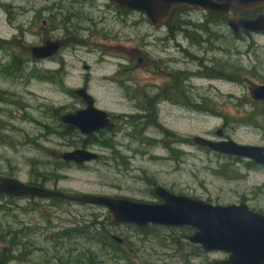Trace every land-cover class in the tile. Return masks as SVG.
Here are the masks:
<instances>
[{
	"label": "rangeland",
	"instance_id": "obj_1",
	"mask_svg": "<svg viewBox=\"0 0 264 264\" xmlns=\"http://www.w3.org/2000/svg\"><path fill=\"white\" fill-rule=\"evenodd\" d=\"M175 15L174 22L191 23L188 28L195 39L212 37L208 43L201 42L204 48H192L207 58L206 70L198 62L175 65L176 70L189 67L192 74L172 94L176 106L169 100L168 108L160 113L161 128L131 134L129 125L120 124L117 135L104 134V139L114 140L115 152L96 142L88 148L99 153V159L61 167L55 164L59 154L80 147L87 135L75 137L71 141L74 145L61 137L57 114L85 107L76 94L83 86H88L97 107L116 115L135 111L121 97V85L110 76L117 73L119 64L130 66L123 58V47L146 44L144 52L154 57L162 47L155 40L170 29L154 26L143 13L124 10L110 0H0V176L70 194H104L145 202L160 201L153 191L159 184L212 203L245 201L264 213V165L253 166L246 158L218 154L193 141L196 135L217 139V130L223 128L224 136L237 142L264 145V105L252 94L257 85L264 84V34L237 37L221 18L215 20L217 24L208 23L207 30H196L199 24H206L199 9ZM208 28L214 35L206 33ZM176 39L186 43L181 34ZM46 40L62 41L57 54L47 59H25L22 74H14L12 69L8 74L13 55L26 58L31 46L43 45ZM175 55L179 57L181 52ZM33 69H61L59 79L62 77L64 84L33 78ZM218 69L219 79L214 77ZM149 71L140 66L131 75L143 83L152 79L161 85L171 80L160 73L151 78ZM190 100L206 109H186ZM7 203L17 209L0 214V229L6 231L0 230V236L5 235L0 237V244L10 246L11 264H75V256L86 249L98 250L100 264H125L122 257L102 251L95 241L79 237L56 244L46 238L49 230L42 231L51 224L54 229L73 228L93 222L95 217L98 223L107 224L111 233L133 242L134 248L141 246L143 238H153L156 253L145 255L150 264H213L226 257L223 252H206L186 241L185 227L150 225L140 231L134 224L107 220L110 213L102 206L0 198V204ZM11 228L13 232L7 233ZM22 230L18 244L13 246L12 238ZM133 260L137 263L134 256ZM82 263L77 259L76 264Z\"/></svg>",
	"mask_w": 264,
	"mask_h": 264
},
{
	"label": "water",
	"instance_id": "obj_2",
	"mask_svg": "<svg viewBox=\"0 0 264 264\" xmlns=\"http://www.w3.org/2000/svg\"><path fill=\"white\" fill-rule=\"evenodd\" d=\"M121 8L138 11L158 26L170 18L173 10L200 8L207 12L227 16L228 25L235 34L244 32L264 33L259 29L258 18L251 19L239 14L245 9L264 5V0H110ZM261 18V17H259ZM62 46L59 40H46L43 45L30 47L35 59H47L57 54ZM88 68V66H86ZM76 93L86 101V106L74 112L64 113L61 120L76 127L82 134L91 135L100 130L113 129L115 123L107 110L97 107L95 97L86 86ZM256 100L264 101V84L252 90ZM223 129H219V136ZM197 145L207 146L220 153L253 159L264 165V145L240 143L233 139L213 140L196 135ZM66 162L78 164L95 161L100 154L88 148L77 147L59 154ZM155 194L162 200L152 203L104 194H68L60 189L30 184L12 176H0V196L38 198L44 200L64 199L73 203L97 205L106 208L114 223L134 224L146 227L150 224L169 227H192L195 231L188 241L202 246L204 251H220L225 258L213 264H264V213L252 209L247 202L220 204L185 194L175 193L162 185L155 186ZM122 242L120 236L113 235ZM0 264H3L0 262Z\"/></svg>",
	"mask_w": 264,
	"mask_h": 264
},
{
	"label": "flooded vegetation",
	"instance_id": "obj_3",
	"mask_svg": "<svg viewBox=\"0 0 264 264\" xmlns=\"http://www.w3.org/2000/svg\"><path fill=\"white\" fill-rule=\"evenodd\" d=\"M117 7H119V6H117ZM119 8H121V7H119ZM195 9L196 10H198V9L202 10L200 8H192V7H188L187 9L175 8L173 10L170 18L160 24L161 26H164V25L168 26L170 30H165L166 31L165 35L159 36L155 40L156 42H160L162 44V47H159V49H158V51L154 57L151 56L149 54V52H144L145 51L144 47L146 46V44L141 43V45H140L138 43L139 46H136L135 45L136 43H132V45L130 47H125V48L123 47L122 50L123 51L125 50V53H126V55H123V58L125 59L126 63H128L130 66H127L124 63L119 64L117 73L115 75L110 76V79H112L114 82H117V83H119V85H121V87H122L121 97L127 99L129 101V105H131L135 111L124 112L123 114H120V115H116V114H114V112L108 111L111 120L115 123V127L113 129H104V130H107L112 135H117L116 131H117L118 126L120 124L124 125L125 127H126V125H129L130 129H132L131 134H133V132L135 134H141V133L144 134L147 131H149L150 129L161 128L163 126V124L160 122V118H159L160 113L165 112V110L168 108V106H166V104L169 103L168 102L169 100L176 106L177 102L173 99L172 94L177 93L176 89L182 87L181 82L183 81L185 83L186 80L189 81L190 74H192V70H190L189 67L186 70H176L175 65L177 63H179V64L183 63V65L187 63V65H190V64H188V62H198L199 65L201 67H203L204 70H206L207 66L204 63H205V61H207V58L202 57L197 52H194L192 50V48L193 47H196L199 49L204 48L202 46L203 43H201V42L205 41L208 43V41H210V39L212 37L205 36L206 38L207 37L208 38L204 39L200 36L199 38L195 39L193 37V35L191 34L189 28H188L191 26L190 22L185 21V20H180L179 22L178 21L174 22V18L176 16L175 14H178L182 11L195 10ZM202 12L205 14L206 24L205 23H202V24L198 23L201 26H200V28L197 27L196 30H198V29L207 30L208 23L217 24V21H215V20H217V19L219 20V18H221L222 20H225L227 26L229 27V25H228V19L229 18L227 16L207 12L204 10H202ZM239 16H245V17H248L251 19H255V18L260 19L259 20V29H256V30H264V5L260 6V7H255L253 9H245L239 14ZM259 17H261V18H259ZM173 29H175V30H173ZM230 30H232V29L230 28ZM206 33L209 34L210 36L214 35L212 33V30H209V28H208V32H206ZM245 33L253 34V33H259V32H244V31H242L240 34L234 33V35H236L237 37H240L242 34H245ZM180 34L183 35L184 39H186L185 44L183 42H181L180 40L176 39V37L179 36ZM212 44H213V42L211 41L210 46ZM211 47H213V46H211ZM176 52H181V55L179 57H177L175 55ZM136 61L138 62V64L136 63ZM213 62H214V60H213ZM138 66L139 67L143 66L144 68H147L148 70H150L149 72L153 73V74H151V78L154 77L156 74L160 73V74H165V75L167 74V76L171 80L169 82H166V83L164 82L161 85L157 84L155 82H151V81H154L152 79H149V80H147L148 82H144V83L138 82L131 75L132 71L137 70V68H139ZM168 70H170V71H168ZM199 73L202 74L201 72H199ZM214 74H215L214 77L219 79V69ZM119 75H124L125 78H123V76H121V78H120ZM171 81L174 82V85L170 84ZM175 83L177 84V87H176ZM86 87L88 88V86H86ZM180 93H182V92H180ZM80 98L83 100V102L85 103V106H86V101L82 97H80ZM259 101L264 105V101H261V100H259ZM178 103L182 105L181 102H178ZM95 104H96V100H95ZM186 106H187L186 109L195 110V111H197L196 109H200L201 110L200 112H202L203 109L204 110L206 109V108H203V105L193 103V102H191V100L188 103H186ZM216 134L218 135L217 139H215V138H210V139H213V140L231 139L229 137L224 136V134H225L224 129H223V135L219 136V129L217 130ZM207 138H209V137H207ZM113 141L114 140L111 138L106 139L105 140V147L111 148L112 151L115 152L116 151L115 150L116 144ZM198 146L212 150L211 148H209L207 146H202V145H198ZM212 151L216 152L218 154L220 153V152L215 151V150H212ZM220 154H225V153H220ZM225 155L234 156L236 158H245V157L236 156V155H232V154H225ZM246 159L250 160V164L253 166H255L254 163L257 164L256 161H254L253 159H249V158H246ZM72 163H75V162H72ZM75 164H78V163H75ZM81 164H83V163H81ZM257 165H259V164H257ZM39 185H42V184H39ZM156 185H159V184L154 185V188H153L154 193H155V186ZM3 197H7L10 199L11 198L12 199L25 198V197H13V196H7V195L0 196V198H3ZM31 199H33V198H31ZM34 199H38V198H34ZM52 200H55V199H52ZM160 202H162L161 199L158 202L152 201V203H160ZM7 205L6 204H0V214H6L7 210H9V212L14 211L12 208L17 209L14 204L7 203ZM21 208L23 210L27 209V208L22 207V206H21ZM110 221L112 222L111 216H110ZM112 223H114V222H112ZM117 224H119V223H117ZM127 224H130V223H127ZM150 225H152V224H150ZM150 225H148L146 227H137V230L143 231L146 228H148ZM57 227H59V226L57 225ZM0 230L2 231L3 228H1ZM44 230L46 232H48V230L50 231V235L49 236L47 235L46 238H51L52 242L54 241V243L58 244V242H63L64 240H68V239H72L74 241V237L77 235H72V236H74L73 238H71L70 236L69 237L66 236V238H64L63 232L65 230L68 233L78 231V226L75 225L73 228H60V229L57 228V229H54L52 224H51V225H49V227L47 225H46V227L44 226V228H42V231H44ZM194 231L195 230L193 229L192 233ZM3 232H6V231H3ZM8 232L12 233L13 229L12 228L8 229ZM109 235L112 238L113 235H117V234L111 233L109 231ZM117 236H119V235H117ZM188 236L186 237L187 238L186 241H188ZM121 238L123 239L122 242L115 241L112 238V241L115 243L110 244V245H108L104 242L105 243L104 244V248H105L104 250L112 251L111 248H114V247L122 250L121 253L123 252V256L121 255V257L125 261V264H150L149 258L148 257L145 258V255L147 256V252L148 253L150 252L149 253L150 256L151 255L153 256L156 253L154 251L155 249L153 247V238H150V239H149V237L143 238V240H141L142 244L139 248H134L133 242H131V241L127 242L123 237H121ZM94 240H96V237H94ZM116 243L119 244V247L116 246ZM148 243H150V246H148ZM191 244L198 246L199 248L203 249L202 246H200V245L193 244V243H191ZM149 249H151V250H149ZM94 253H96V254H94V257H93L94 260L93 261L95 264H97V263L99 264L100 263V259H99L100 256L97 252H94ZM8 254L9 253H6L5 251H3V247L0 244V262L1 263H3V264H11L12 263L13 256L10 253V257H8ZM115 255H118V254L115 253ZM133 256H134V259L137 263L134 262Z\"/></svg>",
	"mask_w": 264,
	"mask_h": 264
},
{
	"label": "trees",
	"instance_id": "obj_4",
	"mask_svg": "<svg viewBox=\"0 0 264 264\" xmlns=\"http://www.w3.org/2000/svg\"><path fill=\"white\" fill-rule=\"evenodd\" d=\"M124 10H130V9H126V8H122ZM3 46H1L0 44V48H2ZM25 59H28V60H35L32 56H31V53L29 54L28 57H20L18 54L16 55H13V59H12V63L11 65L9 66V70L7 71L8 74L13 72L14 74H22V71H23V63L25 61ZM11 69H12V72H11ZM63 72L61 71V69H56L55 72L53 71H38L36 69H33L31 70V76L33 78H40V79H44V80H48V81H51V82H55V83H63V80H62V77L59 79V75H61ZM57 120L59 121V124H58V127L59 128V132L58 134L61 135V137L67 139L68 141H71L75 139V137L77 136H80V134H82L76 127L72 126V125H69V124H65L62 122L61 120V112L59 114H57ZM108 132L107 130H100L99 132H96L94 134H91V135H87V138L84 140V142L82 143V145H80V147H83V148H88V146L90 144H95L96 142L97 143H101L102 145L105 146V136L104 134ZM85 135V134H84ZM98 135H103L104 137L103 138H99ZM87 141V142H86ZM71 144H75L74 143H71ZM253 163V162H252ZM55 164L57 166H69L71 164H75V163H72V162H66L64 161L63 159L59 158V159H56L55 160ZM80 165V164H78ZM254 165L256 166L257 164L254 163ZM42 177V176H41ZM57 177V176H56ZM45 179V177H43ZM34 184V183H32ZM39 185V184H38ZM43 186V185H42ZM53 201H66L64 199H55ZM69 202V201H68ZM107 220L110 221V218L108 217ZM104 222H100L98 223L97 222V218L95 217V220L93 222H89L88 224L86 223H79L78 225V231H75V232H67L66 230L63 232V237L66 238L67 237H71L73 238L74 236L72 235H77L74 237V241L75 239L81 237V238H86L88 241H95L97 244L100 245L102 251L105 249L104 248V244H113L115 242L112 241V238L110 237L109 235V230L107 228V224L105 225V223L103 224ZM109 224V223H108ZM185 228L188 230L187 234H191L192 231H193V228L189 227V226H185ZM184 228V229H185ZM3 231V230H2ZM1 233V232H0ZM7 233H10V232H7ZM19 233H24V230H22V232H17L15 233V236L12 238L11 240V244L13 246L17 245L18 244V241H19ZM185 235V238L188 236V235ZM1 238H4L5 235H1L0 236ZM94 237H96V240H94ZM105 242V243H104ZM10 244V242H9ZM116 246L119 247V244L116 243ZM111 250L113 251V253L115 254H118V256L121 257V255L123 256V252L121 253L122 250L120 249H117L116 247L114 248H111ZM3 251H5L6 253H9L8 254V257H10V246H3ZM91 251V250H90ZM101 251V252H102ZM96 252L99 254L98 250H96ZM94 252H89V249H86L84 252L78 254L77 256H75L76 258H74L75 260L74 263L76 264L77 263V259H78V262L80 261V259L83 261L82 264H95L94 263ZM72 255H73V252H72ZM100 259V257H99ZM98 264V263H97ZM100 264V263H99Z\"/></svg>",
	"mask_w": 264,
	"mask_h": 264
},
{
	"label": "bare ground",
	"instance_id": "obj_5",
	"mask_svg": "<svg viewBox=\"0 0 264 264\" xmlns=\"http://www.w3.org/2000/svg\"><path fill=\"white\" fill-rule=\"evenodd\" d=\"M63 191V190H62ZM65 192V191H64ZM67 193V192H66ZM68 194H70V193H68Z\"/></svg>",
	"mask_w": 264,
	"mask_h": 264
}]
</instances>
